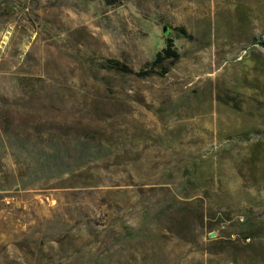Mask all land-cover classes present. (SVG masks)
I'll return each instance as SVG.
<instances>
[{
  "label": "rangeland",
  "instance_id": "rangeland-1",
  "mask_svg": "<svg viewBox=\"0 0 264 264\" xmlns=\"http://www.w3.org/2000/svg\"><path fill=\"white\" fill-rule=\"evenodd\" d=\"M166 38L164 78L100 68ZM4 99L0 264H236L251 227L264 247V0H0Z\"/></svg>",
  "mask_w": 264,
  "mask_h": 264
},
{
  "label": "trees",
  "instance_id": "trees-1",
  "mask_svg": "<svg viewBox=\"0 0 264 264\" xmlns=\"http://www.w3.org/2000/svg\"><path fill=\"white\" fill-rule=\"evenodd\" d=\"M107 3H113L117 0H105ZM170 30V29H169ZM172 31L175 33L177 37H182L184 39H187L189 41H192L193 38L191 35L188 34L186 29L184 27H176L173 28ZM255 44V43H254ZM180 60V55L177 53V51L174 48V42L170 38L165 39V46L162 50L156 53L153 60L146 64L143 69H140L138 71H134L126 64L119 62L117 60H106L101 65L100 68L113 72L119 75L123 76H132L140 80L152 78V77H159L164 78L168 71L169 66H172L176 64ZM13 105L9 104L7 99H4L3 104L1 105L0 111V135L3 136H11L15 135L17 124L14 122L13 112L14 109ZM16 120V119H15ZM31 137V134L29 135ZM210 230L209 232H211ZM260 230L251 227L249 230L245 231L244 234L238 235L237 240L235 241H229L230 246H234L235 243H246V246L248 248L252 249V252L249 256L245 257V261L241 262L236 259V264H264V247L263 245L258 243L257 240L261 238ZM224 242H221L218 239H212L208 242V254L212 255H218L220 254L223 249L225 248V245H223Z\"/></svg>",
  "mask_w": 264,
  "mask_h": 264
},
{
  "label": "water",
  "instance_id": "water-1",
  "mask_svg": "<svg viewBox=\"0 0 264 264\" xmlns=\"http://www.w3.org/2000/svg\"><path fill=\"white\" fill-rule=\"evenodd\" d=\"M162 32L165 33L166 32V29L163 28ZM210 236L213 237V235H210Z\"/></svg>",
  "mask_w": 264,
  "mask_h": 264
},
{
  "label": "built area",
  "instance_id": "built-area-1",
  "mask_svg": "<svg viewBox=\"0 0 264 264\" xmlns=\"http://www.w3.org/2000/svg\"><path fill=\"white\" fill-rule=\"evenodd\" d=\"M241 222H242V219H241Z\"/></svg>",
  "mask_w": 264,
  "mask_h": 264
}]
</instances>
